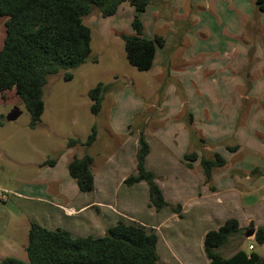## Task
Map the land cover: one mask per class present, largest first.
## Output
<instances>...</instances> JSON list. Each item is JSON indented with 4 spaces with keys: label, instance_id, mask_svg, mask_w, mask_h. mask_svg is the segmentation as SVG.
<instances>
[{
    "label": "rangeland",
    "instance_id": "rangeland-1",
    "mask_svg": "<svg viewBox=\"0 0 264 264\" xmlns=\"http://www.w3.org/2000/svg\"><path fill=\"white\" fill-rule=\"evenodd\" d=\"M222 1L218 7L220 12L216 14L218 18L204 14L205 19L208 17L206 21L212 22L217 37L237 40L242 49L246 45L249 47L245 54L247 67L237 73L238 78L226 79L229 86L236 81L242 86L236 101L226 95L228 90L220 88L223 80L219 76L208 78L203 71L202 76H185L181 83L182 78L169 75L172 68L167 56L172 55L178 45L188 42H184L189 39L186 29L189 32L196 30H190L192 22L179 18L174 20L177 30L168 32L174 45L173 49L165 48V71L157 73L156 64L153 70L139 71L127 60L120 35L133 33L131 17L121 13L103 17L97 8L83 18L92 31L91 57L73 70L71 80L64 79L63 70L49 76L43 93L45 109L37 128L29 127L30 113L14 90L6 91L4 98L0 93V194L6 198L0 199V263L7 256L27 259L25 248L29 223L41 221L47 207L57 208L56 203L62 201L57 191L58 184L47 179L68 176L70 183L62 179L66 196L61 198L91 203L76 213L63 209L61 222H54L53 228L69 227L74 236L98 237L122 219L144 225L158 234L160 264H207L209 259L203 248L205 231L219 227L218 222L231 211L227 207L229 202L203 218L198 210V198L204 190L202 184L196 183L192 189L182 190L179 185H170L168 179L175 172H168V179L162 177L160 182L173 201L169 206L156 210L149 203L146 183L127 185L123 179L136 173V170L132 172L135 167L132 163L133 149L141 132L148 137L155 151L160 149L161 143L154 138L159 137L164 138L162 143L169 149H175L174 152L169 150V159L161 158L159 151L154 153L149 159V167L152 164L160 171L163 166L166 168L162 169L163 172L175 168L177 176L182 168H189L183 155L192 151L200 157H212L216 152L227 154V147L232 148L235 144L243 150V161L257 162L259 174L255 178L249 174L250 178H244L243 182L246 188H252L246 201L250 203L247 205L252 208L253 218L247 220L250 215H246L242 221L243 231L218 251L229 256L239 247L250 251V244H253V250L264 254V248L253 241L254 237H246L251 228L264 225V65H257L253 73L248 70L254 63L252 59L256 61L257 56L258 63V60L264 61V17L260 18L256 0H234L235 8L230 7L228 0ZM147 6L152 9L157 5L149 1ZM241 11L249 17L241 15ZM2 18L0 16V49L5 37ZM140 18L145 24L144 35L148 36L154 19L149 11ZM225 25L232 27V34L237 32L239 35L226 33ZM151 35L153 38V31ZM226 43L221 40L222 45L211 46L207 42L204 48L218 47L223 53L232 45V42ZM187 46L183 45V51ZM194 48L192 46V52ZM174 70L178 71L177 68ZM99 82L106 86V90L101 111L94 114L88 91ZM15 106L21 109L22 114L14 121H7V114ZM191 115L193 123L190 124ZM93 126L97 132L93 145L89 148L83 145L68 147L70 138L85 141ZM86 153L94 158L92 169L96 175V187L93 191L81 192L69 174L68 163L74 155L82 157ZM49 160L55 161V168H51ZM106 161L112 168L105 184ZM119 161L125 164L122 174L116 165ZM115 167L119 171L114 172ZM195 170H202L200 160L195 163ZM238 185L237 189L241 190L242 184ZM176 198L180 200L176 202ZM242 215L245 217V213Z\"/></svg>",
    "mask_w": 264,
    "mask_h": 264
},
{
    "label": "trees",
    "instance_id": "trees-1",
    "mask_svg": "<svg viewBox=\"0 0 264 264\" xmlns=\"http://www.w3.org/2000/svg\"><path fill=\"white\" fill-rule=\"evenodd\" d=\"M126 2L136 10L131 22L133 33L120 34L126 57L139 71H146L152 67L157 47L165 45L161 36L147 38L143 35L144 24L139 14L146 10L149 0H0V16L7 18L0 49V93L4 98L6 91H15L30 113V128H37L41 123L45 109L44 87L49 76L63 70L64 79L71 80L73 70L91 57L92 31L83 18L94 8L99 9L103 17L113 16ZM255 3L257 9L264 12V0ZM105 90L106 86L99 82L88 91L94 114L101 111ZM189 123H193L192 115ZM96 136V127L93 126L85 141L70 138L67 145L89 148ZM138 145L136 173L129 175L124 183L145 182L150 205L161 210L169 203L155 180L154 172L146 167L150 145L144 132L139 135ZM184 159L189 168L199 159L205 182L214 189L212 176L215 170L226 164L224 157L217 152L212 157H200L192 151L185 153ZM93 161L94 158L86 153L82 157L74 155L68 163L69 174L81 192H90L95 187ZM48 164L55 165V161L49 160ZM242 231L235 217L226 219L217 229L208 230L203 239L208 264H264V257L253 249L248 251L239 247L229 256L218 251ZM158 241L154 230L122 219L98 237L74 236L66 228L51 229L32 221L25 248L27 259L7 256L0 264H160ZM253 241L264 245V226L257 228Z\"/></svg>",
    "mask_w": 264,
    "mask_h": 264
},
{
    "label": "crops",
    "instance_id": "crops-1",
    "mask_svg": "<svg viewBox=\"0 0 264 264\" xmlns=\"http://www.w3.org/2000/svg\"><path fill=\"white\" fill-rule=\"evenodd\" d=\"M149 1L151 3H155L157 6L152 7V9L148 8V6H147L146 10L144 12L140 13V16H142L144 13H146V11H149L151 18L154 19V21L150 25V33H148L149 34L148 36L144 35L145 34V24H144L143 19H141L143 21V24H144L143 35L147 38H151V36H152L151 34L153 31L155 34V35H153L154 37L155 36H161L165 39L164 47H157L155 57L153 60V64H152V67L150 69L153 70L155 68V64H156L157 65V67H156L157 73H159V72L161 73V72L165 71V68H164L165 51H167L166 50L167 48H169V47L172 48V46L174 45V43L171 42L172 37L168 32L177 30L175 28L174 20L179 18L181 20L192 22V27H190V30H192V29H196V30L190 31L191 32V34H190L189 30L186 29L185 32L188 31L189 39L184 40V42L188 41L187 43H184L186 46L188 44H190V42L192 45L190 44L189 46H187L185 51H183V49H182L184 44L182 46L178 45L179 47H176V49H175V51L177 49H178V51H176V52L174 51V53H171L173 56L172 55L167 56V60L170 62L169 66H171V68H172L171 69L172 71H169V75H171V77L177 76V78H182L181 83H183V78L185 76H202L201 73L203 71H204V75H208V78L219 76V77H221V81L223 80L222 84L220 85V88L228 90L229 92H226V95L230 97V100L236 101L238 99L237 94H239V88L241 89L242 86L239 83H237V81L234 82L233 86L232 85L229 86L227 84L226 79H227V77L235 79L237 77V73H241L240 70L245 69L247 67L248 60H246L245 54H247L249 47H247L248 45H246L245 48L242 49V48H240L239 45H237V40H232L226 36H223V38L221 36L217 37L214 33L212 22L206 21V19H208V17L205 19V16H204V14H212L213 16H216V14L218 15L220 12V11H218V7L222 4L223 1L222 0H149ZM228 2H229L230 7L233 6L234 0H228ZM211 6H213V8ZM119 13H121L122 16H130L131 22H132L135 14H136V10L133 6H131L129 3L126 2V3H123L120 5V7H119V9L115 15H118ZM240 13H241V15H243L245 17H249V14H246L244 11H241ZM259 13H260L259 14L260 18L263 19L264 12L260 11ZM235 15H237V14H235ZM214 18H218V16H216ZM6 19H7L6 17H3L1 20V22H3L4 25H5ZM221 27H222V25H221ZM231 28L232 27L230 25H225V32L229 33L230 35L238 36L239 33H237V32L232 34ZM132 31H133V29H132ZM132 31H129V32H132ZM221 40H224V44H227L226 43L227 41L232 42L231 47L229 48V46H228L229 49L225 48L223 53H222V49L218 48V47H213L210 49L204 48V45L207 42H210L211 46H214V45L220 46V45H222ZM247 44H250V43L248 42ZM192 46L195 47L194 48L195 51H193V52H192ZM190 48H191V50H190ZM209 50H210V52H209ZM207 53L210 55H207ZM159 54H160V56L158 57ZM168 54H170V53H168ZM222 54H225L224 56H226V57L224 58ZM258 57L259 56H257L256 61H254V59H252V61L254 63L252 64L250 69L248 68L250 73H253L252 71L255 69V67L257 65H260V67L264 65V61L258 60L260 63L257 62ZM205 62H208V63H205ZM261 62H263V63H261ZM175 68L178 69L177 72H175V70H174ZM256 70H260V68H257ZM224 77H225V79H224ZM261 77H262V75L260 76V78ZM226 84L228 86H226ZM262 85H264V83ZM221 86H224V87H221ZM240 96H242V95H240ZM218 101H221V100H218ZM225 101L228 102L227 100H225ZM147 138L148 137H146V139ZM154 140H160L161 146H160V149L158 151L160 152L161 158L169 159L170 154H171V151H169V150L171 149L172 151L173 150L175 151V149H173V148L169 149V147L166 146V144H163L164 143L163 137L154 138ZM147 141L150 145V152L148 154L149 158H148V156L146 157V167H147V169L154 172V174L156 176L155 180L158 183V185L161 187V189L165 195V199L169 204H170V202L173 201V199H172V201H170L171 198L167 195V193L165 191L164 184L161 185L160 179L162 177H165L166 178L165 180H167L168 179V172L169 173L175 172L168 179L170 182V185L171 184L172 185H175V184L179 185V186H181L182 190L186 191V190L192 189L196 183L202 184V187L204 188V190L200 193L201 195L198 198L199 199V209L198 210H199V214L201 217L205 218L206 216L208 217L209 215L214 214L215 211H218L219 209L223 208L224 205L226 206L227 205L226 201H228L229 204L227 205V207H230L228 209H230L231 211H230V213L225 215V219H222L218 222L219 226L226 219H228L230 217L237 218L240 222L241 227H242V221L245 220L246 215H250L249 218H246L247 220H249L250 218H253V215L251 213L252 208L250 205H247L250 203H247L249 201H246V198L248 197L247 194L250 192V190L252 188H246V185L244 186L243 182H244V178L245 179L250 178L249 174H252L254 176L253 178H255L259 174V172H258L259 166H258L257 162H255V161L249 162V163L243 161L244 153L242 152L243 150H241L238 145H236V146H238V148L236 150H231L228 148L230 146H228L227 147V154H222V156L226 160V164L223 167L215 170V172L213 173L211 185L214 187V189H212V188H210L209 184H206V182L204 181L205 178H204V174H203L202 170H198L197 172L195 170V163L199 162V159L196 160L195 163H193L192 169L182 168L180 170L181 174L179 176L176 175L175 168L165 170V172H163V170L166 168H164L162 165H160V166H162L160 171L156 170L157 167L152 166V164H151V166H150L151 168H150L149 167V165H150L149 159H151L150 157H152V155L158 151H155L152 148V143L150 142L149 139H147ZM233 145L235 146V144H233ZM138 147H139V145L136 144L134 146V149H133L134 157L132 159V163L135 166L134 169L132 170L133 173L136 170V153H137ZM165 147L168 150L165 149ZM121 148H124V146H122ZM126 156L130 157V155H126ZM183 156H185V155H183ZM108 161H106V166H105V184H106V181H108L107 177L111 176V172H110L111 166L109 165ZM122 162L123 161H119V163L116 164L117 166H119L118 167L120 169L119 173H121V174L124 173V171L123 172L121 171L122 168L123 167L125 168V164ZM50 166H51V168H55V165H50ZM118 168L115 167L113 169V171L114 172L119 171ZM126 178L127 177H123L124 180ZM62 179H64L66 182L70 183V180H68V176H64V178H61L60 176H51V177H49V179H47V180L52 181L53 183L58 184L57 191H58V195L60 196L59 199L62 200V201L56 203L57 208L47 207L45 209V214L43 213V216L41 217V221L40 220L37 221L39 224H41L47 228L55 229L51 225L55 224L54 222H56L57 220H58V222L59 221L61 222V214H62L61 211L63 209L64 210L70 209L72 213L73 212L76 213V211H82V210L86 209V207H88V204L91 203V202L77 203V202L71 201V198H67V197H66V199L61 198V196H64V197L66 196L65 192L63 191ZM94 179H95V184H96L95 173H94ZM239 183L242 184L241 190L237 189V186H239L238 185ZM95 187H96V185H95ZM147 189H148V186H147ZM244 190H246L247 193H245ZM179 200L180 199H177V201L176 200H174V201L178 202ZM236 206H239L238 210L236 209ZM242 213H245V217H244V215H242ZM51 221H53V223ZM260 226H264V225H260ZM260 226H258V227H260ZM63 228H66V229L71 231V229L69 227L68 228L63 227ZM257 228H255V230H257ZM208 230H210V229L208 228L205 232H207ZM158 243H159V241H158ZM261 247L264 248V245H262ZM260 255L262 257H264V254H260Z\"/></svg>",
    "mask_w": 264,
    "mask_h": 264
},
{
    "label": "water",
    "instance_id": "water-1",
    "mask_svg": "<svg viewBox=\"0 0 264 264\" xmlns=\"http://www.w3.org/2000/svg\"><path fill=\"white\" fill-rule=\"evenodd\" d=\"M22 114V111L19 107L15 106L6 116L7 121H14L16 120L20 115ZM255 228H251L247 233L246 237L251 238L255 236Z\"/></svg>",
    "mask_w": 264,
    "mask_h": 264
},
{
    "label": "built area",
    "instance_id": "built-area-1",
    "mask_svg": "<svg viewBox=\"0 0 264 264\" xmlns=\"http://www.w3.org/2000/svg\"><path fill=\"white\" fill-rule=\"evenodd\" d=\"M0 199H2V200H6L5 195H4L3 193L0 194ZM250 249H254L253 244H250Z\"/></svg>",
    "mask_w": 264,
    "mask_h": 264
}]
</instances>
